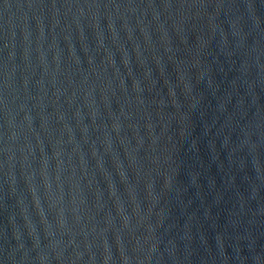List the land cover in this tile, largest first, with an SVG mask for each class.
<instances>
[{
	"label": "water",
	"instance_id": "obj_1",
	"mask_svg": "<svg viewBox=\"0 0 264 264\" xmlns=\"http://www.w3.org/2000/svg\"><path fill=\"white\" fill-rule=\"evenodd\" d=\"M164 0H0V264H68Z\"/></svg>",
	"mask_w": 264,
	"mask_h": 264
}]
</instances>
